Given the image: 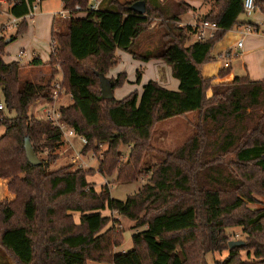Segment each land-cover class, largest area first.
<instances>
[{
	"label": "trees",
	"instance_id": "16d2710c",
	"mask_svg": "<svg viewBox=\"0 0 264 264\" xmlns=\"http://www.w3.org/2000/svg\"><path fill=\"white\" fill-rule=\"evenodd\" d=\"M33 1L7 0L9 13L22 17ZM60 1L64 9H72L84 7L88 0ZM143 1V15L130 10L132 2L111 0L110 5L83 17L68 18L63 28H55L54 19L47 63L50 76L41 83L22 77L19 62L4 61L6 44L0 37L4 105L0 109V127L4 128L0 178L7 179V189L14 195L0 202V251L14 264H206L203 254L224 250L227 257L221 264H264V206H245L254 201L253 193L264 195V80L237 76L231 82L215 83L216 77L229 73V67L215 77H205L201 71L215 60V44L228 31L246 24L239 20L243 0H198L212 3L200 19L217 25L211 37L186 45L195 29L170 26L159 52L139 54L133 48L151 28L149 15L178 22L195 8L184 0ZM171 1L175 10L169 7ZM256 7L264 13V0H255ZM26 27L25 21L20 22L11 41ZM116 50L141 61L162 60L178 80V89L149 80L141 92L133 90L120 100L102 98L101 77L112 93L126 81L125 72L106 77L118 63ZM29 65L38 66L41 61L33 58ZM56 73H61V87L71 97L70 105L59 108L60 120L86 139L83 151H96L101 142L108 144L96 172L110 176L116 171L117 182L136 180L157 123L197 111L196 131L184 146L165 152L148 169V183L138 192L123 201L113 199L105 186L97 192L87 181L92 170H48L57 159L51 152L61 147L64 137L51 122L29 114V107L49 98ZM135 77L139 84L138 69ZM26 138L37 156L49 152L38 166L26 158ZM121 145L130 146L122 163L118 162ZM216 162L227 163L228 174L212 167ZM103 210L134 222L131 250L113 251L122 243L123 231L112 225L103 231L109 222ZM230 226H242L248 239L229 248L224 233Z\"/></svg>",
	"mask_w": 264,
	"mask_h": 264
},
{
	"label": "rangeland",
	"instance_id": "374dc122",
	"mask_svg": "<svg viewBox=\"0 0 264 264\" xmlns=\"http://www.w3.org/2000/svg\"><path fill=\"white\" fill-rule=\"evenodd\" d=\"M60 0H48L45 3H42V5L38 6L36 9V13L39 11H42L43 15L38 17L35 16V22L33 24H29L30 27L28 31L23 34L20 37H17L15 40L11 41L9 43L8 52L9 55L7 56L8 59H15L16 53L19 50V47L24 43L27 42H33V44L40 50L41 53H46L47 49L49 47V43H47V25L49 21V17L53 12H58L61 10ZM111 0H104L102 5L105 6L109 4ZM114 1V0H113ZM119 4L121 3H134L135 0H115ZM137 1V0H136ZM187 3H191L193 1L198 0H184ZM201 2L200 11H195V8L189 10L186 12L185 16H182V21H193V15L199 14H206L212 7L211 2ZM7 0H3V2L0 4V27H2L3 30H0V37H3L5 40L10 38L13 32H16V30L20 27V23L16 29H11L7 27V24H9V20L11 19V14L7 11ZM147 5V3H146ZM114 7V5H112ZM111 7V8H112ZM169 7L172 10H175V3L171 1L169 3ZM54 15V14H53ZM78 15V14H77ZM81 17L85 16V14L80 13ZM75 17V16H74ZM55 18V28H63L64 23L67 19L64 18ZM149 19L151 20L150 27L147 29V31L142 34L140 38L137 39L135 42L133 50L135 53L144 54V53H156L159 52L166 40L164 39V33L169 30L168 27H175V25L179 26L178 22H174L173 20L169 19L167 16L159 17L156 15H149ZM240 20L245 22L246 25L244 27H237L234 28V30L238 32H245V27L250 24H256L258 22L259 25V35H264V13H262L257 7L255 10L250 13L246 14L243 13L240 16ZM197 22L199 20H196ZM28 26V23H26ZM38 26V27H37ZM188 24L180 25V27H187ZM190 26V25H189ZM32 27H37V31L33 34L31 29ZM192 27V26H191ZM27 29V27H26ZM250 34V33H249ZM243 35V34H242ZM190 39L185 42L186 45L194 41V37L192 34L190 35ZM4 40V42H5ZM50 42V40H49ZM244 42V41H243ZM7 45V44H6ZM122 59L119 61L114 68L111 69L110 72L113 74L116 73L115 76H112L111 78H115L118 73L125 72L126 73V79L127 76L129 80L133 81L132 84L128 83L123 85L122 88L119 87L115 91V96L119 97L123 94H126L127 92L131 91L133 87L138 86V83H135L136 77V70L138 69L141 71V76L143 72V68L139 67V63L132 59L128 53L122 51L121 52ZM27 55L23 56L19 61L24 62ZM18 59V58H17ZM215 59V57H214ZM239 63V60L234 58L232 61L233 68H237V65ZM157 64V77L158 79L163 82L166 77L167 71L170 70L169 66H167L162 60H158L156 62ZM227 67H224L222 69H226ZM50 67H43V68H27L26 70L23 69L20 72V75L22 77L38 80L41 82H44L47 80V78L50 76ZM202 71V69H201ZM154 69L151 67H148V70L146 71L143 80H149L154 78L156 75ZM109 71L106 74V77L109 78ZM170 75V74H169ZM61 77V73H56V76L54 78ZM172 77V76H171ZM172 79H174L172 77ZM175 80V79H174ZM126 82V81H125ZM135 85V86H133ZM71 98L69 95H63V98L58 100L56 103V107L59 108V106H66L70 103ZM0 102L3 103V97L0 93ZM45 104V101L40 99L36 100L33 104L30 105V112L32 115H34L36 118L41 119L42 115L39 113L41 112V109L43 105ZM5 113L7 112L4 110ZM9 115H14V113H11ZM198 124V112L193 111L189 114H187L184 117H175L170 118L165 121L157 123L155 128L152 130L149 140L150 149L148 151H145L144 155L142 156V159L138 165L137 168V177L135 181L132 182H117L116 181V171L112 175H98L96 174L97 168H89V165L94 164L95 166L99 164L100 159L103 158L104 151L108 148V144L105 142H101L97 144V150H87L83 151V148L85 146H82V144L78 141L76 137H73L76 141L77 145L75 147H70L68 144L64 143L61 145L60 148H58L56 151L51 152L52 156H56L57 159L53 162H50L48 170H55L60 167H67L70 170H75L78 168L84 169V170H92L93 172L90 173L91 176L88 178L89 183L92 185L93 189L97 192L101 190L104 186L106 187L108 193L110 194L111 198L123 201L126 199L127 196L132 195L136 192H138L146 183H148L150 172L148 169L156 165L157 162L161 161V158H163V154L165 152L175 151L180 149L182 146H184L187 141L192 138L196 131V125ZM3 128H0V135L2 134ZM82 148V149H81ZM81 149V150H80ZM77 150V151H76ZM80 150V151H78ZM130 150V146L127 145H121L119 147L120 151V158L118 159V162L122 163L125 162L128 158V153ZM80 154L81 158L76 159V154ZM49 152L47 150H44L42 153H40L37 157L39 159H46ZM204 159H209L207 156H203ZM230 158V157H228ZM74 159V161H73ZM227 160V158H226ZM98 167V166H97ZM215 169L219 168L220 171L226 175L228 174V170L231 169L230 166L227 165V163H214L213 166ZM260 192H255L252 194V197L254 201L245 203V206L247 209H259L264 206V195L259 194ZM102 215H106L109 217V222L107 225L103 228V231L106 230L111 225L118 230H122V243L113 249L115 253H123L127 252L132 249V240L131 235L135 232L132 228L134 225V222L129 221L126 217H123L121 215H118L117 212H110L108 210H103L101 212ZM75 219H78V214L75 213ZM225 240L229 241H246L248 239V236L246 235V232L244 231L242 226H230L225 230L224 233ZM227 257V251L224 250L222 252L217 251H209L205 254H203V260L206 264H221L224 259ZM241 258H244V252L241 253ZM0 264H14L12 260L8 257L6 259L2 252L0 251ZM87 264H109V263H98V262H89Z\"/></svg>",
	"mask_w": 264,
	"mask_h": 264
},
{
	"label": "crops",
	"instance_id": "0c3cea01",
	"mask_svg": "<svg viewBox=\"0 0 264 264\" xmlns=\"http://www.w3.org/2000/svg\"><path fill=\"white\" fill-rule=\"evenodd\" d=\"M47 1L48 0L42 1L39 3V5L41 6L42 3H45ZM59 4H60V7L63 8L62 7L63 4L61 1H59ZM191 4L195 7V11H200V9H201L200 8V6H201L200 1H193V2H191ZM7 11L9 12V6L8 5H7ZM189 13H187V14H189ZM53 14H54V12H53ZM53 14H51V16L49 17V21H48V25H47V43H49L50 35H51V31H52V26H53V21L55 19ZM187 14H183L180 16V20L178 21L179 26L183 25V24H188L191 26L195 25V24H197L196 20H200L201 17L203 16L202 14H199V16L193 15V18H194L193 21L189 20V21L183 22L181 17L185 16ZM42 15H43L42 11H39L37 13L38 17H40ZM77 16L81 17L79 14ZM239 20H240V17H239ZM30 25L28 23L27 29L23 34H25L28 31ZM245 25L239 26V28L244 27ZM253 26L259 30L258 22L256 24L254 23ZM37 27H32V29H31L32 36H34L33 34L37 31ZM55 30H57V29H55ZM14 33L15 32H13L12 34H14ZM23 34L18 35L17 37H20ZM193 37L195 38L194 40H196V36L193 35ZM240 40H242V47L237 46V43ZM8 47H9V44H7L5 47L6 54L3 58L5 62L17 61V62H19V65L21 66V70H23V69L26 70L27 68L28 69L29 68H31V69L37 68L38 69V68L47 67V63L49 61V56H50L49 55L50 54V48L49 47H48L46 53H41L40 50L33 44V42L29 41L25 44L23 43L19 47V50H18V51H24L23 56L27 55L25 58V61L22 63H21V61H19L20 59H17V56L15 59H8L7 58V56L9 55ZM121 52H122L121 50H116V52H115V55H116V57L119 58V61L122 59L121 58L122 57ZM17 53H16V55H17ZM128 55H130V54H128ZM212 56L215 57V60L202 66V74L205 77L217 76L218 71L224 67H229V69H230L229 73L226 76H224L222 78L216 77L213 81L215 83L231 82L237 76H248L250 80H264V35H259L258 33L245 35L244 32L243 33L241 31L238 32V31L234 30V28H233L232 30L228 31L225 34V36L222 38V40H220L218 43L215 44L213 51H212ZM33 58H37L39 61H41V65H38V66L29 65ZM234 58L239 60L237 68H233V66H232V61L234 60ZM134 60H136L139 63V65H140L139 67L143 68L141 81H140L138 86L133 87L131 91H129L126 94H123L122 96H119V97L115 96V91L117 89H119V88H116L113 92L114 98L116 100L122 99L123 97H125L127 94H129L133 90H137L138 92H141L142 86L149 80L156 81L159 85H161L162 87L169 89V90H177L178 89V80L175 78H174L175 80L172 79V77H171L172 75H171L170 70L167 71L165 80L163 82H161L158 79L157 74H156V72H157L156 68L158 67L156 64V62L158 61L157 59H150L148 61H141V60H137V59H134ZM148 67H151L152 69H154L156 75L152 79L143 80V77H144L146 71L148 70ZM111 69L109 70V75H108L109 78L116 75V73L113 74L112 72H110ZM21 70H20V72H21ZM59 78L60 79L54 78L53 80H61V77H59ZM29 80L32 82H40L38 80L35 81L32 78ZM127 82L132 84L133 81L129 80V78L127 76L126 82L123 85L127 84ZM133 86H135V85H133ZM120 88H122V86ZM63 95H69V94L63 93L60 96V99L63 98ZM69 97H70V95H69ZM42 100H45V99H42ZM70 104H71V101L68 105H70ZM68 105H66V106H68ZM60 107L61 106H59V108ZM29 114H31L30 108H29ZM3 132H4V128H3L2 133ZM73 137H76L78 139V136H72V137L64 138V143L68 144L72 148L75 147V145H77V143L75 141L76 139L74 140ZM78 141L80 142L79 139H78ZM80 150H78V151H80ZM97 166H98V164L96 166L94 164H91V165H89V168H97ZM96 174L101 175L98 172ZM90 177L91 176H87V181H88V178H90ZM13 197H14V195L11 192H9L7 189V179L0 178V202H4L5 200H11V199H13ZM89 262H91V261H89Z\"/></svg>",
	"mask_w": 264,
	"mask_h": 264
},
{
	"label": "built area",
	"instance_id": "2783aa9c",
	"mask_svg": "<svg viewBox=\"0 0 264 264\" xmlns=\"http://www.w3.org/2000/svg\"><path fill=\"white\" fill-rule=\"evenodd\" d=\"M104 0H88L84 7L76 5L72 9H64L61 8L58 12L54 13V17L68 19L77 14L83 13L86 14L90 11H96L100 9ZM3 0H0V4ZM40 1L34 0L30 5H28L27 13L22 17H14L11 16L9 20V24L7 27L11 29H16L20 22L25 21L26 23L33 24L35 22V16H37L36 9L39 6ZM243 10L244 13L250 14L255 10V0H243ZM191 26V25H190ZM192 28L195 29V36L196 39L204 40L213 35V33L218 29L217 25L213 22L207 21H198L197 24L192 25ZM245 35L247 34H257L259 30L254 27L253 25H247L245 27ZM52 44V41L49 42V48ZM238 47H242V40L238 41ZM24 55V51H18L17 58L21 59ZM64 93V90L61 87V80H53L51 82V90L49 93V98L45 99V104L43 105L41 112L39 113L42 115L41 119L46 120L57 126L63 134L64 138L78 136L80 143L82 146L87 144L86 139L83 136L77 135L73 129L69 128L65 123L60 120V113L59 108L56 107V102L60 99V96ZM4 105L0 102V109H3ZM32 115V114H31ZM34 116V115H33ZM76 159H80V154H76ZM74 161V159H73Z\"/></svg>",
	"mask_w": 264,
	"mask_h": 264
},
{
	"label": "water",
	"instance_id": "95a60500",
	"mask_svg": "<svg viewBox=\"0 0 264 264\" xmlns=\"http://www.w3.org/2000/svg\"><path fill=\"white\" fill-rule=\"evenodd\" d=\"M129 8L131 11H133L139 15H143L145 13V2L143 0H137L134 3H132ZM10 42H11L10 38L5 40V44H9ZM100 86H101L102 98L110 99V98L114 97L113 93L111 92L110 85L108 84V82L106 81V79L104 77L100 78ZM24 150H25L26 158H27L30 165H32V166L40 165L41 161L39 160V158L35 154V152L32 148V145H31L28 138L25 139ZM243 243L244 242L240 241V240H237V241L233 240V241H229L227 244H228L229 248H232V247L241 245Z\"/></svg>",
	"mask_w": 264,
	"mask_h": 264
}]
</instances>
